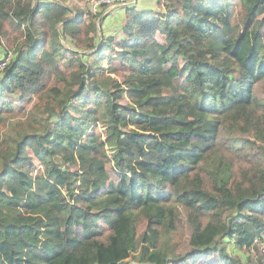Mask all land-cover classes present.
Segmentation results:
<instances>
[{
	"label": "trees",
	"instance_id": "obj_1",
	"mask_svg": "<svg viewBox=\"0 0 264 264\" xmlns=\"http://www.w3.org/2000/svg\"><path fill=\"white\" fill-rule=\"evenodd\" d=\"M64 1L0 0V264H264V0Z\"/></svg>",
	"mask_w": 264,
	"mask_h": 264
},
{
	"label": "rangeland",
	"instance_id": "obj_2",
	"mask_svg": "<svg viewBox=\"0 0 264 264\" xmlns=\"http://www.w3.org/2000/svg\"><path fill=\"white\" fill-rule=\"evenodd\" d=\"M133 1H135V0H133ZM64 2L70 8L76 7V8H83L84 10H87V6L85 5L84 0H65ZM139 4H140V6H143L144 8L149 7L150 9H156V10L159 9L158 4H157V0H154V4H153V0H138L135 5L139 7ZM119 8H121V7H119ZM121 9L119 10V13L121 11H123ZM108 11L109 10H105L104 12H101L100 17L97 20V23L101 24L103 27V30H105L107 33L117 34L119 32V30H121V24L124 23V20H123V18H121L122 16L120 14H116V16H112L110 19H108V17H107V14H109ZM163 37H164L163 35L162 36L158 35L157 39L161 42V41H163ZM19 41L22 45H25L22 39ZM65 43L70 45L68 38L65 40ZM13 48L14 47L9 46L5 36H3V35L0 36V62L3 59H7L9 57L11 58L12 56H14L15 52H14ZM180 61L182 62L183 59L181 58ZM1 72L2 71H0V73ZM229 144H230V142L228 140H224L225 146H229ZM230 246L232 248H234L233 244H230ZM184 248H187V245H185ZM181 251H183V248L181 249ZM232 253L237 254L239 256V258H241L242 260H244L246 258L248 253L252 254V252H249V251L247 252V249H239V250L232 252ZM129 260H130V258H129Z\"/></svg>",
	"mask_w": 264,
	"mask_h": 264
},
{
	"label": "built area",
	"instance_id": "obj_3",
	"mask_svg": "<svg viewBox=\"0 0 264 264\" xmlns=\"http://www.w3.org/2000/svg\"><path fill=\"white\" fill-rule=\"evenodd\" d=\"M132 1L133 0H84V3L90 12L98 13L102 11L103 9H104L103 12L105 10H108L110 6H113V5L125 6V5L132 3ZM9 60H10V57L7 59L1 60L0 71L9 63Z\"/></svg>",
	"mask_w": 264,
	"mask_h": 264
},
{
	"label": "crops",
	"instance_id": "obj_4",
	"mask_svg": "<svg viewBox=\"0 0 264 264\" xmlns=\"http://www.w3.org/2000/svg\"><path fill=\"white\" fill-rule=\"evenodd\" d=\"M153 4H154V0H153ZM152 4V5H153ZM120 7V5H113V6H110L109 7V15H108V19H110L112 16H116V14H121V13H119V10L121 9V8H119ZM139 7H143V6H140V4H139ZM107 12V13H108ZM122 16V15H121ZM121 18H123V17H121Z\"/></svg>",
	"mask_w": 264,
	"mask_h": 264
}]
</instances>
